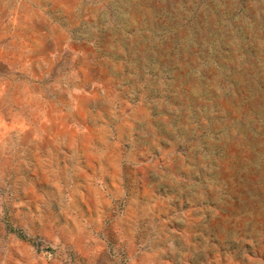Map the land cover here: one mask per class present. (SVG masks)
<instances>
[{
  "label": "rangeland",
  "instance_id": "rangeland-1",
  "mask_svg": "<svg viewBox=\"0 0 264 264\" xmlns=\"http://www.w3.org/2000/svg\"><path fill=\"white\" fill-rule=\"evenodd\" d=\"M0 264H264V0H0Z\"/></svg>",
  "mask_w": 264,
  "mask_h": 264
}]
</instances>
